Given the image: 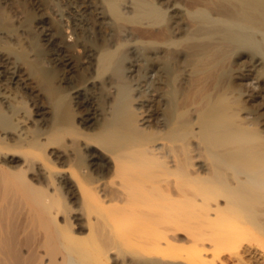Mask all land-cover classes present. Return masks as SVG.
<instances>
[{
  "label": "bare ground",
  "instance_id": "1",
  "mask_svg": "<svg viewBox=\"0 0 264 264\" xmlns=\"http://www.w3.org/2000/svg\"><path fill=\"white\" fill-rule=\"evenodd\" d=\"M0 264H264V0H0Z\"/></svg>",
  "mask_w": 264,
  "mask_h": 264
},
{
  "label": "rangeland",
  "instance_id": "2",
  "mask_svg": "<svg viewBox=\"0 0 264 264\" xmlns=\"http://www.w3.org/2000/svg\"><path fill=\"white\" fill-rule=\"evenodd\" d=\"M23 7H24V9H25L27 15H29V18L32 19V15L30 14V12H29L28 8L26 7V5L23 4ZM56 82H57V81H56V78H55V84H56Z\"/></svg>",
  "mask_w": 264,
  "mask_h": 264
}]
</instances>
